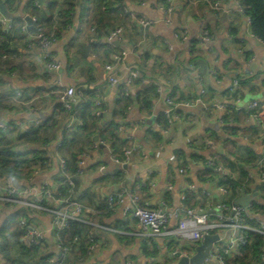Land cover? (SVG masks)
I'll return each mask as SVG.
<instances>
[{"label": "crops", "instance_id": "obj_1", "mask_svg": "<svg viewBox=\"0 0 264 264\" xmlns=\"http://www.w3.org/2000/svg\"><path fill=\"white\" fill-rule=\"evenodd\" d=\"M40 1L39 9L46 12L49 0ZM52 1L55 2L52 20L54 14L58 10L63 12L69 3L73 7L69 26L62 27L59 21L50 46L61 64L57 71L46 68L41 51L30 44L28 31L21 28L26 24L24 16L31 15L33 0H10L11 10L6 8L9 16L19 19H14L13 28L3 30L0 35V44L4 45L0 55L3 52L19 54L22 60L0 58V98L3 99L0 116L11 114L15 121L11 129L2 132L15 129L27 132L46 124L47 132L51 131L54 136L46 154L47 162L30 181L26 179L29 172H20L18 176L3 173L0 181L35 189L46 181L53 190L62 192L65 188L67 192L60 165L61 159L66 161L65 171L72 174L74 180L72 198L83 205L88 220L86 237L90 235L98 243L82 264H125L127 260L133 264H174L178 260L174 251L194 253V244L189 240L163 235L142 242L136 236L117 232H130L136 228L134 219L123 214V203L116 204L113 211L107 210V195L121 187L134 189L139 204L151 208L163 203L175 207L189 183L210 192L209 195L201 191L189 193L186 204L190 207L207 209L221 200L234 202L240 193L249 194L255 204L254 217L264 220V182L258 175L264 137L259 126L244 111L235 109L253 99L260 104L264 102V44L251 36V26L236 3L220 0L222 9L212 15L204 0H198L190 7L183 0L176 5L172 22L167 23L159 8L164 0H124L128 10L137 16L144 14L151 21L149 26L142 28L124 11V6L113 0ZM200 17H206L211 32V41L205 47L196 46ZM117 26L124 29L123 37L119 45H111L106 42L105 35ZM92 27L95 30L92 31ZM183 27L188 30L189 41H176L174 35ZM167 41L173 42L172 48L166 45ZM122 42L130 46L129 51L121 46ZM120 50L126 54L114 66L118 83L110 85L104 66ZM213 66L220 72L217 79L209 74ZM135 67L146 81L134 80L125 95L123 83L128 70ZM234 78L239 80L237 87L232 85ZM55 79L62 86H73L84 92V97L71 112L56 107L59 102L54 92ZM157 84L161 88L158 94L143 93L147 87ZM200 88L205 90L203 94L199 93ZM123 95L129 97V103L123 107L125 113L121 116L116 112L114 116L113 110H121L119 105ZM165 95L176 102L201 96L205 105L193 106L198 113L182 110L180 106V119L166 125L164 133L163 126L155 124L165 107ZM97 101L101 102L100 106ZM83 102L87 104L84 108ZM216 102L227 108L214 107ZM99 107L102 115L94 117ZM108 112L110 117L106 116ZM262 114L264 116V110ZM113 116L119 126H124L122 131L118 126V140L110 137L105 129L107 120ZM68 123L71 124L70 132ZM130 128L134 136L126 141L124 136ZM94 141H97V147H93ZM56 142H61L58 149L53 148ZM125 147L132 149V155L123 167L117 165L110 154L118 156ZM85 150H89V156L83 173L77 175L74 172L77 159ZM212 158L221 163L224 173L240 191L229 187L230 191L224 194L217 190V182L213 181H217L219 174L205 167V162ZM180 167L187 168L185 173H179ZM148 168L153 170L150 177L146 175ZM208 178L212 180L208 181ZM150 180L151 185L148 184ZM46 204L57 203L48 201ZM15 213H20L17 207L0 204V247L8 243L12 264H51L61 241L51 225L50 215L35 209L26 213L27 219L43 233L41 245L31 246L23 235L17 239L10 228L3 229ZM175 224L176 221L171 220L169 227ZM82 239L80 242L84 245L72 248L64 264H79L74 257L84 253L87 240ZM261 254L264 260V246ZM241 256L240 248L232 253L227 264H239L237 259ZM0 264H8L1 253Z\"/></svg>", "mask_w": 264, "mask_h": 264}, {"label": "built area", "instance_id": "obj_2", "mask_svg": "<svg viewBox=\"0 0 264 264\" xmlns=\"http://www.w3.org/2000/svg\"><path fill=\"white\" fill-rule=\"evenodd\" d=\"M183 0H164V3L160 4L159 8L164 14V21L167 23L172 22V16L175 12L176 5ZM187 6H194L198 0H185ZM208 12L215 15L222 9V4L220 0H204ZM238 10L246 16L248 24H251V18L248 14L246 7L242 5L241 0H233ZM33 6L36 8H41L40 0H33ZM143 4V2H141ZM124 11L128 13L131 17L135 18L138 24L144 28L149 26L151 21L144 15L135 14L133 11L128 10L124 6ZM63 15L62 10H58L54 16L51 24L45 26L40 23L36 16H31V27L27 28V23L22 25L23 30L28 31L30 37V44L36 46L42 55V59L48 70L57 71L60 69V61L56 55L51 51L50 46L54 40V33L56 28L59 26V21ZM199 21V37L197 41L198 47H205V45L211 41V32L207 22L206 17H200ZM14 26V18L6 16L0 11V27L3 30H10ZM69 26V24L67 25ZM66 26V27H67ZM91 30H95L94 27ZM124 29L121 26L114 27L110 29L106 35L105 40L109 44H114L116 41H121L123 37ZM251 36L257 38L260 42H264L258 38L251 30ZM188 30L183 27L179 32H176L174 39L177 41H189ZM169 48L173 47V42H166ZM126 51L120 50L118 54L112 56V61L105 64L104 68L107 73V82L110 85H115L118 83L117 73L114 71V66L121 60H123ZM0 58L4 61L11 58L20 61L22 60L19 54H9L8 52H3ZM214 78L220 77V72L217 67L213 66L209 72ZM140 79L145 82L146 80L142 78L140 70L135 67L128 70L124 85V94L128 95L129 87L132 85L133 81ZM55 88V93L57 95V101L61 107L67 111L71 112L73 107L78 103L79 99L84 97V92L82 89H76L73 86H62L61 82L57 79L53 81ZM239 80L237 78L233 79L232 85L237 87ZM157 87V89H156ZM157 94L161 90L160 86L155 85ZM200 94L204 93V89L200 88ZM165 102V107L162 110V114L165 117L166 125H170L176 120L180 119L178 113L180 106H194L196 104L205 105L201 100V96L194 97L182 102H176L169 95L163 97ZM2 98H0V103ZM101 102L97 101V106H100ZM214 107L219 109L227 108V105L223 103H214ZM237 110L244 111L252 121H254L260 128L262 137H264V116L262 110H264V102L260 104L257 100H250L243 107H235ZM95 115H102V110L100 107L95 110ZM14 119L12 115L0 116V130L8 131L14 124ZM160 127V123L155 124ZM67 129L71 131V124H67ZM124 129L123 125L119 126V130ZM162 130L166 132V128L163 127ZM28 131V130H27ZM133 129L130 128L125 134L124 139L130 141L133 139ZM172 143V142H170ZM97 141L93 142V147H97ZM61 146V142H56L53 145L54 149H58ZM161 145L160 147H162ZM263 156L259 164V180L264 182V141L262 144ZM57 153V152H56ZM132 155V149L125 147L121 154L116 156L114 153L110 154L111 159L120 166L126 164ZM89 156V150L81 152L79 158L77 159L75 174L80 175L83 173L86 158ZM142 156L146 157L145 153ZM61 168H63V176L65 177V183L67 185V192L63 194L60 190H53L48 182L44 181L38 189L32 186H18L14 184H7L0 181V204L2 205H13L18 208L21 215L17 219V224L23 230V236L26 242L31 246H39L43 240V233L35 225H33L26 217L29 209H35L38 211H45L50 215L51 225L56 231V236L59 238V231L66 228L70 221H75L79 223H88L87 218L84 215L83 205L76 199L72 198L74 194V180L73 175L65 171L66 161L64 159L60 160ZM205 167L212 169V171L219 174L216 183V188L221 193H228L230 191L227 182L229 180L228 175L223 171V167L220 162L216 159H210L205 162ZM42 167L40 164H36L32 167V170L26 175V179H30L41 171ZM186 167H180L178 169L179 173L183 174L186 171ZM153 170L148 168L146 171L147 176H151ZM13 176L20 175L19 172L14 171ZM212 180L208 178V181ZM148 184H152L150 180ZM171 188V186H169ZM238 188V187H237ZM240 191V188L236 191ZM201 191L204 195H209V191L206 189L199 190L194 183L187 184L186 188L181 192L179 196V202L175 207H168L165 203L162 205L151 208L145 207L139 204V197L135 193L134 189L129 187H121L115 192H112L106 197L107 210L113 211L116 204L123 203L122 212L125 216H130L134 219L136 228L133 231H117L115 229L105 227L108 230L117 231L122 234H131L139 238L142 242H147L159 236L168 235L174 236L180 239L189 240L193 242V248L202 242L206 234H217L218 239L213 247V251L210 252L209 256L205 258L203 264H213L216 261L218 264H227L228 258L233 252L238 251L240 248L248 245L252 241L251 233H259L264 235V220H257L252 213L255 207L253 201H249L246 204H238L235 202H228L226 200H221L214 207H209L207 209L197 206L190 207L186 204V198L189 193H198ZM241 194V193H240ZM48 201H54L56 205H47ZM175 220L176 224L174 227H169V222ZM80 236L75 234L72 238L73 248H78ZM87 244L82 255H77L74 257V261L82 264L87 256H89L92 251L98 246L97 241L90 235L86 237ZM58 252L55 257H52L51 264H64V259L71 255V247L65 245L61 242L58 244ZM178 251V250H177ZM182 255L190 257L192 253L185 250H179ZM176 251H174L175 253ZM262 251L258 253L257 258L253 260L250 264H264L262 260ZM214 260V261H213ZM125 264H133L131 260H127ZM160 264H164L161 262Z\"/></svg>", "mask_w": 264, "mask_h": 264}, {"label": "trees", "instance_id": "obj_3", "mask_svg": "<svg viewBox=\"0 0 264 264\" xmlns=\"http://www.w3.org/2000/svg\"><path fill=\"white\" fill-rule=\"evenodd\" d=\"M5 3V6L7 9L11 10L10 6V0H3ZM104 1V0H100ZM116 1L120 6H124V0H113ZM242 5L246 7V10L251 18V30L252 32L260 38L264 42V0H241ZM55 2L52 0H49L46 3L47 11H43L39 8H36L31 4L30 7V14L32 16H36L38 21L40 23H43L45 26H49L51 24L52 20V9ZM72 11L73 7L68 5L66 9L63 10V15L61 17V24L60 26L66 27L71 22L72 17ZM14 19H19V17H15ZM3 33V29L0 27V35ZM4 48L3 43L0 44V51ZM152 87H147L145 89V92L148 94L156 95L155 91V85H151ZM123 100H121V103L119 107L121 110L115 111L113 110V115H116L117 113H120L121 116L124 115L125 111L123 107L129 103V97L123 95ZM149 98V95H148ZM145 100V99H144ZM145 103H148V101ZM82 104V103H81ZM86 102H83L82 108L86 107ZM57 108H62L61 105L58 103L56 105ZM84 113V111H83ZM113 118L107 120V126H106V133L113 137L114 139H119L118 137V126L119 122L114 120ZM96 117V115H94ZM93 118V117H92ZM157 121L163 126H166L165 117L163 114L158 115ZM46 125V124H45ZM45 125L38 126L35 129H32L27 132H20V136L27 141L30 145L26 147L23 150L15 151L10 146H3L0 147V167L2 168L0 170V177L4 174H13L14 171L17 172H29L32 170V167L36 164H40L41 167L45 165L47 162L46 154L50 151V140L53 138V134L50 132H47V127ZM0 134H3L2 131H0ZM3 168H7L6 170ZM75 171V170H74ZM4 173V174H3ZM227 185L236 191L237 184H234L232 181L228 180ZM63 194L66 193V189L63 188L62 191ZM189 197V195L187 196ZM188 199V198H186ZM24 215L23 213H15L12 215L3 226L4 228H10L15 235V237L18 239L19 237H22L23 230L22 228L15 223V219L17 216ZM86 224L79 223L75 221H70L68 226L64 228L63 230L59 231V239L61 243L65 245H69L71 249L73 248V241L72 238L75 234H79L80 240L79 244L80 247L84 245V243L80 242L82 237L86 238ZM252 241L241 248V258L239 257L237 260L239 261V264H250L253 260L257 258L258 253L262 251V248L264 246V235L259 233H251ZM84 241V239H82ZM0 253L2 254L3 258H5L8 262V264H12L13 259L9 254V246L8 243H5V246L3 248L0 247ZM249 260V261H248ZM228 262V261H227Z\"/></svg>", "mask_w": 264, "mask_h": 264}, {"label": "water", "instance_id": "obj_4", "mask_svg": "<svg viewBox=\"0 0 264 264\" xmlns=\"http://www.w3.org/2000/svg\"><path fill=\"white\" fill-rule=\"evenodd\" d=\"M44 1L47 2V0ZM0 11L6 15L7 9L3 0H0ZM6 16L13 18V16H9V15ZM16 16H19V13H16ZM24 20L27 23V28H30L32 22L31 16L25 15ZM114 45H119V41L114 42ZM106 116L110 117V112H108ZM94 139L97 140V136H95ZM100 146L103 147L104 145L101 144ZM123 167H125V164L123 165ZM252 199L253 198L251 195L241 193L234 202L238 204H246ZM217 239H218V235L216 233L206 234L202 242L194 247V253L190 257L182 255L179 250L176 251L174 253V256L178 258V260L174 264H203L205 258H207L210 252L213 251V243L216 242Z\"/></svg>", "mask_w": 264, "mask_h": 264}, {"label": "rangeland", "instance_id": "obj_5", "mask_svg": "<svg viewBox=\"0 0 264 264\" xmlns=\"http://www.w3.org/2000/svg\"><path fill=\"white\" fill-rule=\"evenodd\" d=\"M6 15H10V12L7 11ZM121 46L126 50L129 51L130 50V46L127 45L125 42H122ZM181 109L183 110H190L193 111L194 113H198V110L196 108H194L193 106H188V107H183L181 106ZM212 127H215L216 124H210ZM20 132L15 129L11 132L8 133H3L0 134V147L3 146H10L12 147L13 150L18 151V150H23L26 147H28L30 144L25 141L20 135ZM2 168L0 167V170ZM3 169H7V168H3Z\"/></svg>", "mask_w": 264, "mask_h": 264}]
</instances>
